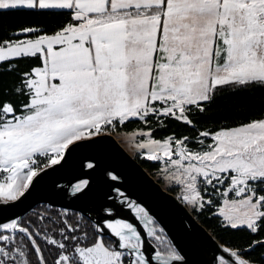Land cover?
Segmentation results:
<instances>
[{
    "label": "snow or ice",
    "instance_id": "6c2138e0",
    "mask_svg": "<svg viewBox=\"0 0 264 264\" xmlns=\"http://www.w3.org/2000/svg\"><path fill=\"white\" fill-rule=\"evenodd\" d=\"M112 135L238 237L206 264H264V0H0V264H196L101 165ZM78 155L60 191L92 207L15 211Z\"/></svg>",
    "mask_w": 264,
    "mask_h": 264
},
{
    "label": "water",
    "instance_id": "95a60500",
    "mask_svg": "<svg viewBox=\"0 0 264 264\" xmlns=\"http://www.w3.org/2000/svg\"><path fill=\"white\" fill-rule=\"evenodd\" d=\"M93 149H83L80 155L88 154ZM102 166H110L120 172L125 178V186L132 194L133 199L140 197L145 206L151 209V214L169 238L180 248L189 252V258L196 264L210 262L213 252V243H221L198 217L184 208L179 201L174 199L175 194L165 189L140 163L136 157L131 155L112 135L110 142L96 151ZM79 165V155L70 160L68 166L58 172H50L44 176L39 183L34 184L22 198L16 212L24 215L32 211L40 204L52 205L56 208L75 204L77 210L90 208L93 201L98 199L103 192L102 186H96L93 193L79 201H73L70 194L60 191L66 188L69 180L76 173ZM184 228L195 230L194 235L184 232ZM209 237L207 241L200 239V233Z\"/></svg>",
    "mask_w": 264,
    "mask_h": 264
},
{
    "label": "trees",
    "instance_id": "16d2710c",
    "mask_svg": "<svg viewBox=\"0 0 264 264\" xmlns=\"http://www.w3.org/2000/svg\"><path fill=\"white\" fill-rule=\"evenodd\" d=\"M22 21H20L19 19L15 18V17H8L5 21V23L9 24V25H12L14 26L15 24L17 23H20ZM236 96H240L242 97L243 94H232V93H226L225 95V98L224 100H222L220 102V107H218L213 113V117H218L222 114H224V111L225 110H228L230 111L231 110V101H233ZM255 101L258 103L259 102V95L257 94L256 97H254ZM227 101V102H225ZM237 103H243V100H236ZM137 159V158H136ZM140 161V163L148 170V171H153V168L152 166L148 163V162H143L142 160L138 159ZM44 206H49V205H46V204H40L38 206H36L32 211L34 210H40L42 207ZM56 208V207H55ZM57 210L59 208H56ZM32 211H30L29 213L27 214H31ZM198 219L210 230L212 231V233L218 238V240L222 243V242H225V241H229V240H233L235 241L238 237L237 236H233V235H230V234H226V233H221L219 236H217L216 232L213 231V226H214V222L212 221H209L203 217H198Z\"/></svg>",
    "mask_w": 264,
    "mask_h": 264
},
{
    "label": "rangeland",
    "instance_id": "374dc122",
    "mask_svg": "<svg viewBox=\"0 0 264 264\" xmlns=\"http://www.w3.org/2000/svg\"><path fill=\"white\" fill-rule=\"evenodd\" d=\"M118 140H119V142L122 144V146L131 154V155H133V153H132V151H131V149H130V147L128 146V145H126L124 142H122V139L119 137V136H117V135H114ZM134 156V155H133ZM135 157V156H134ZM165 189H167L166 187H165V184L161 181V180H159L158 178H157V176L153 173V171H148ZM168 190V189H167ZM168 191H170V192H172V193H174V194H176L174 191H171V190H168Z\"/></svg>",
    "mask_w": 264,
    "mask_h": 264
}]
</instances>
